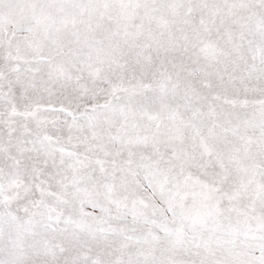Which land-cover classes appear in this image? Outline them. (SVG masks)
Segmentation results:
<instances>
[{
	"label": "snow or ice",
	"instance_id": "snow-or-ice-1",
	"mask_svg": "<svg viewBox=\"0 0 264 264\" xmlns=\"http://www.w3.org/2000/svg\"><path fill=\"white\" fill-rule=\"evenodd\" d=\"M0 264H264V0H0Z\"/></svg>",
	"mask_w": 264,
	"mask_h": 264
}]
</instances>
